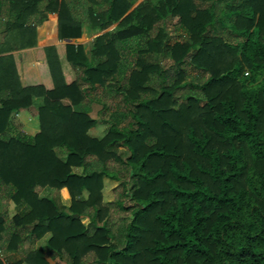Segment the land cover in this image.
Masks as SVG:
<instances>
[{
	"label": "trees",
	"instance_id": "1",
	"mask_svg": "<svg viewBox=\"0 0 264 264\" xmlns=\"http://www.w3.org/2000/svg\"><path fill=\"white\" fill-rule=\"evenodd\" d=\"M138 1L0 0L16 44H36L42 9L74 42L71 82L45 49L50 89L0 56V199L17 209L0 245L13 264H52L47 233L55 264H264V0ZM37 98L39 129L13 130ZM97 102L114 108L101 138Z\"/></svg>",
	"mask_w": 264,
	"mask_h": 264
},
{
	"label": "crops",
	"instance_id": "2",
	"mask_svg": "<svg viewBox=\"0 0 264 264\" xmlns=\"http://www.w3.org/2000/svg\"><path fill=\"white\" fill-rule=\"evenodd\" d=\"M34 21H32L33 26L36 27L37 35L35 38L36 44L32 46H20L16 44L21 38L20 30H15V28L11 27L8 29V26L12 24L14 21L13 15L5 16L0 18V43L7 42L6 47H2L6 49L5 51L0 52V56L3 55H13L15 62L17 63L18 70L21 74V80L24 85L29 84H44L47 89H50L52 86L51 82H43L41 78L40 69L42 75L44 77H48L49 72L47 68V57L45 49L51 46H56L59 58L63 65V70L66 75V79L68 82L73 80L72 71L70 70V65L66 60V45L69 43H74L70 40L60 39L59 36V14L56 11L49 10H41L31 16ZM90 35L88 39L81 42V44L85 45L87 49V44L91 45V37ZM79 44V43H75ZM16 47V48H10ZM3 93H0V96ZM40 102V99H35L34 105L23 109L14 115L13 121V130L15 131H23L34 133L39 129V119H38V109L37 105ZM102 121V120H101ZM100 122V120H99ZM98 122V123H99ZM63 190L67 188H62ZM69 194V193H68ZM17 210L15 205H10V203L6 200L0 199V213H7L8 216L13 215V211ZM40 242V240H38ZM45 246V245H44ZM43 245L37 244V248H44ZM47 250V258L52 263L55 264L59 261V258L52 259L48 254ZM22 254L19 251H7L5 250L4 256L1 258L5 262V264H13L17 260L22 258ZM22 264H27L26 262Z\"/></svg>",
	"mask_w": 264,
	"mask_h": 264
},
{
	"label": "rangeland",
	"instance_id": "3",
	"mask_svg": "<svg viewBox=\"0 0 264 264\" xmlns=\"http://www.w3.org/2000/svg\"><path fill=\"white\" fill-rule=\"evenodd\" d=\"M142 1H144V0H139L137 3H135V5L132 7V9L131 10H133V8H135L136 6H138V4L140 3V2H142ZM117 24H113L112 25V27L111 28H114L115 26H116ZM110 28V29H111ZM173 27L171 26V27H169V30H170V32H171V41H174V40H177V39H179L180 37H179V35L177 34V32H172L171 31V29H172ZM104 32V30H100V31H98V33L97 34H95V35H93L91 38V42H92V40L96 37V35H98V34H101V33H103ZM87 41H89V39L87 40ZM135 46L137 45V44H134ZM87 49H90L91 48V45H88L87 44ZM117 99V101H119V97H117L116 98ZM108 102V101H107ZM108 103H110V101L108 102ZM113 106H114V104H113ZM104 108H103V104L102 103H99V102H97V103H92L91 104V115L93 116V117H95V118H97L98 120H100V122L96 125V126H94V127H92L90 130H89V134L91 135V136H93V137H98V138H101V137H103L104 135H105V133H106V130H107V125H109V124H106L105 122H104V120L103 119H106V120H110L111 119V111L114 109V108H112V109H110V110H103ZM102 120V121H101ZM59 154H61V152H59ZM76 171H79V172H81L82 171V169L80 168V167H76V168H74ZM108 185H109V182H108ZM113 188H114V185H111V189L113 190ZM68 192V191H67ZM107 193H108V195H107V197H109L110 195V197L113 199V200H116V198L119 196V189L118 190H116V191H112L111 192V194L109 193V186L107 187ZM40 194L41 195H45V196H50V197H53V198H55L58 202H60V204H67V206L68 205H70V203H71V199H70V196H69V194H66L65 192H64V190L63 189H53V188H51V187H47V188H43L41 191H40ZM130 218H131V216H129L128 218H127V222H129L130 221ZM50 233H47L41 240H40V242L39 241H37L36 242V246H37V244H40V245H45L44 247L45 248H47L46 247V244H47V241H48V239H49V237H50ZM95 264H97V263H95Z\"/></svg>",
	"mask_w": 264,
	"mask_h": 264
},
{
	"label": "built area",
	"instance_id": "4",
	"mask_svg": "<svg viewBox=\"0 0 264 264\" xmlns=\"http://www.w3.org/2000/svg\"><path fill=\"white\" fill-rule=\"evenodd\" d=\"M248 74V72L246 73ZM5 250L4 248L0 245V257L4 256Z\"/></svg>",
	"mask_w": 264,
	"mask_h": 264
}]
</instances>
